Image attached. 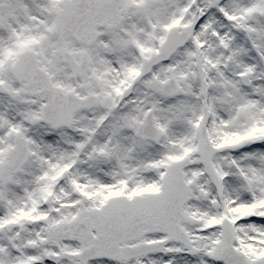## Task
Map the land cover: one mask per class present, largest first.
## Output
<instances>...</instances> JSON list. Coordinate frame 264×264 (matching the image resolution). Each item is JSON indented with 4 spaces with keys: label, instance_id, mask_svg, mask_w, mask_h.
Returning a JSON list of instances; mask_svg holds the SVG:
<instances>
[{
    "label": "snow or ice",
    "instance_id": "snow-or-ice-1",
    "mask_svg": "<svg viewBox=\"0 0 264 264\" xmlns=\"http://www.w3.org/2000/svg\"><path fill=\"white\" fill-rule=\"evenodd\" d=\"M0 264H264V0H0Z\"/></svg>",
    "mask_w": 264,
    "mask_h": 264
}]
</instances>
